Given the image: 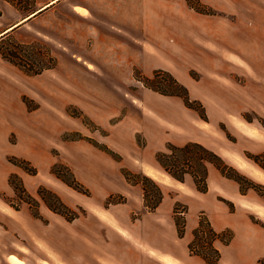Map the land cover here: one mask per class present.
<instances>
[{
  "label": "rangeland",
  "instance_id": "374dc122",
  "mask_svg": "<svg viewBox=\"0 0 264 264\" xmlns=\"http://www.w3.org/2000/svg\"><path fill=\"white\" fill-rule=\"evenodd\" d=\"M46 1H32L34 7L27 12L14 6L12 15V4L0 0V31ZM170 12L197 17L212 30L205 34L194 26L185 33L192 47L206 44L205 59L182 53L170 66L180 73L157 68L187 88L190 106L181 96L162 94L135 77L154 72L144 73L140 67L152 61L141 50L125 48L117 57V47L87 49L94 26L114 32L108 42L124 45L130 43L129 31L145 41L141 29L134 30L135 23L141 21L143 31L149 27L158 34L155 25ZM176 37L168 40L183 50ZM72 44H77L74 53L96 68L80 65L86 75L120 58L126 62L138 56L141 65H132L133 80L121 82V88H113L114 82L104 86L101 81L50 78L45 71L54 69ZM26 62L28 69L52 66L29 73L18 65ZM263 64L264 0H63L36 24L1 35L0 246L7 241L1 238L7 222L14 221L16 249L31 264H206L202 253L209 264H216L214 248L220 252L217 264H264V201L259 194H264V169L249 157L264 152ZM61 73L75 75L77 70L63 65ZM152 83L167 87L169 76ZM96 87L108 89L111 96L93 111L91 91ZM118 140L124 142V152L114 145ZM190 141L221 156L246 177L245 185L253 186L240 187L208 163L207 188L199 191L186 152L173 151L170 158L183 181L158 165L156 154L168 144ZM143 176L163 193L153 210L144 203ZM147 185L152 187L151 182ZM57 208L75 217L67 218ZM200 216L214 230L225 231L228 241L208 232L196 234ZM21 225L29 239L18 235ZM9 259L27 264L13 255Z\"/></svg>",
  "mask_w": 264,
  "mask_h": 264
},
{
  "label": "crops",
  "instance_id": "0c3cea01",
  "mask_svg": "<svg viewBox=\"0 0 264 264\" xmlns=\"http://www.w3.org/2000/svg\"><path fill=\"white\" fill-rule=\"evenodd\" d=\"M3 1L9 3L7 0H3ZM62 1L63 0H56L52 4H49L43 7L44 5L48 4V2H51V0L46 1L42 6H40L41 7L40 9L44 8L41 12L30 17L29 19H27L28 17H25L26 19L24 20V22L20 23V25L18 24L17 26H14L11 29H9V27L11 26H9L8 28H4L2 31H0V36L1 35L4 36L7 33L15 32L17 29L27 24L28 25L36 24L38 19H40L47 11H49L53 6H55L58 3H61ZM70 1L76 2L79 0H70ZM8 10L12 15H16V9H14L13 5H11V8L10 9L8 8ZM85 12H86V9H85ZM1 14L2 15L5 14L4 9H2ZM164 17L166 18V21L164 20L159 21L158 24L155 25L158 28L157 30V32H159L158 34H155V32L152 33L149 27H148V30L143 31L141 21L138 22L139 24L135 23V26L133 27L134 30H137V28L139 30L140 28L141 32L144 33L145 41H143V39H139L134 34H132V31H129L127 32V36L129 37L130 43L124 44V45H121L122 42L120 40L116 41L117 43H112L111 41L108 42L109 41L108 39L111 40L113 38L111 33H114V32L112 31L109 32L105 29L104 30L100 29L99 26L98 28L97 26H94L95 28L92 30V37H93L92 42L89 44L87 49L94 48L95 45L97 48H103V49L110 46L113 50L115 49V47H117L119 50L117 57H121L123 52L125 53V48L126 50H134L135 48L136 50H141L140 51L141 53L144 52L148 54L146 56V59H148L147 57L152 58V61H148V63L145 62L144 66L141 64L140 66L137 63L139 60L138 56H135L133 58L128 57L126 59V62H125V59L120 58L118 61H115V62L110 61V62L103 63L105 67L104 70L101 71L98 69L97 71H95V75H86L81 71V69H78L80 68V65L86 67L88 70L90 69L93 71L96 70V68H93V63L88 60H85L83 57H81L79 53H74V49L77 48L76 47L77 44L76 45L72 44L71 46H68V48H65L66 50H68V52L62 51V53L59 56L60 60L57 66L54 69L51 68L45 72L48 73L50 78L51 76H54L56 80L65 79L68 81H73V80H76V81L87 80V81H92V82L101 81L103 82L104 86L107 83L109 84V82H114L115 85H113V88H116L117 86L121 88V86H119L121 85V82L127 83L128 80H133L134 75L132 74V69H131L133 64H138L140 67H142L144 73L153 72L157 68L170 69L176 73L178 71L180 73L181 70L176 69L177 67L176 68L172 67L173 69L170 68V66H175L176 61L174 60L176 56L179 57L180 54L183 53L191 57L193 54L197 53L199 56L202 55L205 59L206 52H207L206 44H202V45H200V43L197 45L194 44V46L192 47L190 44V39L188 38V35H185V33L193 32L191 30V27H194V26L199 28L201 32L204 31L205 34L208 31H212L211 29L207 28L206 23H204L201 19L197 17L195 18L194 16L192 17L188 14L181 16V14H175L174 12H170V13L165 14ZM102 19H99L98 24H102ZM21 20H19V22ZM128 29H130V27H128ZM214 30L213 32L217 31V30L215 31ZM116 33H123V32H118V30H116ZM172 34L177 35L176 37L177 42H182V44H184L182 45L183 50H176L177 49L176 46L170 43V40L168 39L171 38ZM123 35L126 36V34H123ZM148 42H151V43H148ZM231 49L232 48H230V50ZM136 53H139V52L136 51ZM63 65L68 66L70 69L72 68V69L77 70V74L75 75L71 73L69 74L64 73L65 75L62 74L61 71H62ZM263 79H264V68H263ZM109 92L110 91L108 89L98 88V87L94 88L91 91V96L93 97L92 98L93 102L91 103L92 110L96 109L98 106H102L100 104L108 102L106 97H109V95L111 96V93ZM81 100H84V99L81 98ZM117 104L123 105L121 101H117ZM88 111L90 112V107ZM122 144H124V142H122L121 140H118L117 143H114L116 148L124 152ZM140 165H144V164L141 163ZM139 195L141 196V193ZM7 225L8 227L1 234L2 240L6 238L7 241L5 245L0 246V264H14L9 259L11 255L16 256L20 259H23L27 264H31L28 261H26V259H24L25 256L23 255V253L20 250L16 249L15 242H14L15 222L14 221H12L11 223L7 222ZM17 226H19V224H17ZM20 228L21 229H19V232H17L18 235H20L22 238L29 239L30 233L27 232V227H25V225H21ZM253 228L256 229L254 224H253ZM21 237L20 239H22Z\"/></svg>",
  "mask_w": 264,
  "mask_h": 264
},
{
  "label": "trees",
  "instance_id": "16d2710c",
  "mask_svg": "<svg viewBox=\"0 0 264 264\" xmlns=\"http://www.w3.org/2000/svg\"><path fill=\"white\" fill-rule=\"evenodd\" d=\"M7 1L9 3H11L13 6H15L17 9H20V10L25 11V12L32 10V8L34 7V5L32 6V4H31L32 1H33V4H35V0H7ZM41 11H42V9L37 11L34 15H36L37 13H39ZM30 17H28V19ZM18 65H20L24 71L29 72V73H38V72L42 71L43 69H46V68H49L52 66V64L46 63V64H43V66H41L39 68L28 69V67L26 66V65H29L28 62H26L24 64H18ZM163 75L169 76L170 83L168 84L167 87L161 88L158 86L157 83H155V85H154V83H152V81L154 79H156V78L158 79L159 77H161ZM135 77H138L146 86H148V87H150V88H152V89H154V90H156L162 94L181 96L184 99V102L187 106H190V103L192 102V100L189 98L187 88L183 84L178 82V80L175 77H173L171 74H169L168 71H166L164 69L154 70V72L152 73V76H146L144 74H135ZM69 113L72 115L76 114L73 111H70ZM166 148H167L166 151H163L161 153L156 154V160L158 162V165L162 169L167 171L172 177L183 181V179H184L183 174L176 172L175 169L172 168L170 158L172 157L171 155L173 154V151L177 152V153H183V152L188 153L187 154L188 157L186 155H184L186 161H188L186 163L192 167V173H190V174L193 176V180L195 182L196 188L201 192H204L207 188L206 174H207V164L208 163L214 164L216 166V168H218L219 171L223 175L236 180L240 184V187L249 188V187L253 186L252 184H249V183H247V185H245L244 181L246 180V177L244 175H242L239 172H237L236 170H234V168L232 166L226 164L223 161L221 156L214 153L212 150L206 148L204 145H202L200 143L190 141V142H187L186 144H184L182 146H176L173 144H168ZM103 149L105 151H108L109 153H114L113 151L108 149L106 146H103ZM112 155H114V154H112ZM249 157H251L261 168L264 169V161L262 160L264 158V152L258 153V154H250ZM194 158L197 159V161L199 162L198 164H195V163L192 164V161H194L193 160ZM198 168H199V170L195 172L194 170L198 169ZM143 178L146 180V183H144L142 185L144 203H145L146 208H148V210H153L158 206V204L162 200L163 193H162L159 185L156 184L153 180H151L150 177L143 176ZM147 181L152 183V187L147 185ZM259 194L262 196V199L264 201V194H261V192ZM150 198H153V202L149 203ZM56 200H57V197H56ZM29 203L31 204V202H29ZM49 206L54 208L52 205H49ZM54 210L61 213V214H64L67 218L75 217L74 214L73 215L71 214L72 212H70V210H69L70 214H66L65 212L61 211L60 208H57ZM177 213L178 212L176 210H173V217H174L175 224L177 226L178 234L181 235L182 231L180 229L179 223H178L177 218L175 216V215H177ZM36 214H37V212H36ZM68 215H70V216H68ZM195 232H196V234L208 232L212 236L223 237L220 239L222 242L228 241V239L230 237V236L224 237L225 231L218 232V231L214 230L211 227L208 220L201 218V216L199 217L197 230ZM214 251H215V263L217 264L218 260L220 258V252L218 251L217 248L216 249L214 248ZM202 257H203L204 261L206 262V264H209L208 255L205 253H202Z\"/></svg>",
  "mask_w": 264,
  "mask_h": 264
},
{
  "label": "bare ground",
  "instance_id": "6f19581e",
  "mask_svg": "<svg viewBox=\"0 0 264 264\" xmlns=\"http://www.w3.org/2000/svg\"><path fill=\"white\" fill-rule=\"evenodd\" d=\"M56 0H51V2H48V4H46V5H44L43 7H45V6H47V5H49V4H52L53 2H55ZM42 7V8H43ZM76 8L78 9V10H80V11H83V12H85V9L83 8V7H81V6H76ZM26 18H24V19H22L20 22L18 21V23H16L15 25H13V26H11V27H9V29H11V28H13L14 26H17L18 24H20V23H22V22H24V20H25ZM244 165V164H243ZM258 170V169H257ZM260 170V169H259ZM151 175H153V174H151ZM166 176H167V174H166ZM156 177V176H155ZM258 207V206H257ZM260 209V208H259ZM262 213V212H261ZM152 253V252H151ZM167 261V260H166ZM171 263V262H170Z\"/></svg>",
  "mask_w": 264,
  "mask_h": 264
},
{
  "label": "water",
  "instance_id": "95a60500",
  "mask_svg": "<svg viewBox=\"0 0 264 264\" xmlns=\"http://www.w3.org/2000/svg\"><path fill=\"white\" fill-rule=\"evenodd\" d=\"M40 8H41V7H39V8H37V9L33 10V11L30 12L28 15H30V14L32 15L33 13H35L36 11H38ZM28 15H26V16H28ZM26 16H25V17H26Z\"/></svg>",
  "mask_w": 264,
  "mask_h": 264
}]
</instances>
